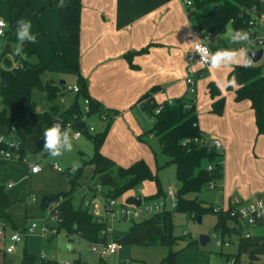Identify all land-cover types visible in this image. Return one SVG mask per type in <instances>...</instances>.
Here are the masks:
<instances>
[{
	"label": "crops",
	"instance_id": "0c3cea01",
	"mask_svg": "<svg viewBox=\"0 0 264 264\" xmlns=\"http://www.w3.org/2000/svg\"><path fill=\"white\" fill-rule=\"evenodd\" d=\"M43 2L46 8H52L48 7L44 0ZM53 7L57 9L55 14L57 15L58 13L59 18L60 6L56 5ZM192 30L193 22L188 17L181 0H82L80 72L87 82V93L89 97L99 102L105 111L114 114V119L101 148V153L113 159L119 166L127 167L138 159H144L150 165L152 164V160H155V163H157L158 154L162 152L156 137L148 131L146 125L142 122L140 115L142 116V113H146L148 110L143 102H139L140 98L149 92H153V100L161 104L165 101L176 100L178 98L195 97L193 99L196 102L199 128L207 136H213V138L219 139L223 147L225 144L228 147H232V153H234L232 158L228 156L225 161L223 160V173L221 178H219L220 186L224 188L222 207L232 208L239 205H246L264 195V193L260 195L264 192V134L258 135L257 133L252 103L249 100H236L235 91L238 89V85L236 87H230L231 89L229 91H227V87L222 88L218 86L221 81L231 80L233 78L231 72L236 66L222 70L207 68L206 75L204 77H202L203 75L200 76L197 80L195 96L187 95L186 56L192 49L189 41L191 36L189 33ZM221 37L222 35H219L209 37L206 40V43L213 53L218 49L230 48ZM230 44L233 45L231 42ZM75 79V85H77L76 76ZM210 83H213L220 90V96L212 98L207 95L209 93L208 86ZM61 84L64 85L65 83L63 84L61 82ZM64 96L65 94L63 92V95L58 98V103L66 109L73 101L66 104L64 102ZM222 97L225 99L223 114H214L212 112V105ZM46 100L48 99L43 98L40 100L41 103L39 102L38 107L35 108L36 111L43 112L52 106L50 101L48 100L49 102H47ZM42 103H46V105ZM80 103L82 104V99ZM47 105L49 106L47 107ZM11 110L13 111V109ZM94 116V119L99 121L97 115ZM106 123L103 122L98 127V131L103 130L106 127ZM249 124L251 127H255L257 140L254 143L255 147L253 145L254 157L250 154L247 157L248 163L244 156L236 157L238 153L234 152L236 140L233 135L235 132H244ZM37 129L38 125L35 126L32 135L25 136V157L29 141H31V148L34 150L32 138L36 134ZM0 130L4 131L5 128L0 126ZM145 134H148L147 138ZM83 137L87 139L86 135ZM151 141L155 142L154 147L149 143ZM226 150H229V148ZM82 156H84V153H82ZM165 158L167 161L166 156ZM28 162L38 164V162L28 161L27 158L26 160L18 162L0 161V185L5 187L12 201V205L15 200L19 201L11 193V191H15L18 185L10 179H16L18 181L25 177L28 180L31 178L41 180L39 177L42 176V166L39 172L31 173ZM91 167L93 168V166ZM55 171L58 174L63 173L58 172L56 169ZM222 178H224L223 181ZM58 183L49 184V194L47 195H50L53 189H59L60 187L62 189L66 188L65 180L59 181ZM145 184L146 182L142 183L140 185L141 189L138 188L136 190H142L145 193L148 192L146 198L151 197L153 189L149 188L151 186L148 183V186L144 188ZM91 187H88V189L81 187V192L87 194V196L83 197L92 199V203L98 204V195L90 191ZM17 192L18 190L15 191V194ZM128 194H131V191L124 195V199L129 196ZM164 195L165 193H163ZM133 198L135 199L136 197ZM22 199H24L25 203H28V198ZM124 199L120 202L123 201L125 203ZM12 205L7 209V213L12 220L10 221L0 217V264H17L20 262L21 259L16 261L12 256L14 252L8 253L6 248L10 243V236L14 232H24L30 225L27 222L25 225H21L14 218V214L11 213L13 210L11 209ZM94 207L89 208L90 212H93V215L95 211L100 210V208ZM163 214L146 215L138 220L115 218L110 222V225L114 228L113 225L118 221H124L122 222L123 224H126V221L127 223L132 222L131 229L124 232L121 237V240L126 245L141 246L160 244L168 247V245L164 244V241L168 240L170 226L166 215L160 216ZM173 214L175 215L177 213ZM44 216L45 211L41 209V221L39 223L37 221L35 222L41 226ZM153 225L155 227H152ZM250 227L252 225L238 222L236 224V232H233V235L231 234L230 237L226 236L223 238L220 232L217 233L225 241H230L231 244L233 243V237H239L238 249L230 254H236L240 250L243 255L242 261L245 264L252 261V256L258 257V260L253 261L254 264H260L261 259L259 256L263 254L260 248L257 245H253L255 246L254 248L247 247L244 252L243 245L240 242V240L242 241L244 238L251 236L249 231ZM253 227L259 230L264 229V219L258 222V224L253 225ZM213 232L214 230H212V234ZM212 234H209L210 240L207 241V244L214 239ZM118 235L114 230L113 237L120 242L121 240ZM203 235L209 236L205 233ZM75 237L81 239L78 236ZM53 239L51 241L45 240L44 242L51 244ZM27 241L28 236L19 243L24 248L23 252L27 249ZM192 241H197V245L199 244L201 247L205 248L207 246L200 244V237ZM19 244H17V247H19ZM73 250L72 247L71 251ZM122 250L123 248L116 256L110 259L113 258L114 261H119L123 256V253L120 254ZM133 251L131 249V252ZM244 256L247 258H244ZM65 261L72 263L73 260Z\"/></svg>",
	"mask_w": 264,
	"mask_h": 264
},
{
	"label": "trees",
	"instance_id": "16d2710c",
	"mask_svg": "<svg viewBox=\"0 0 264 264\" xmlns=\"http://www.w3.org/2000/svg\"><path fill=\"white\" fill-rule=\"evenodd\" d=\"M6 1L9 4L10 11L15 12V16L11 17L8 28L5 31V37L9 45L10 41L17 40L16 22L24 18L26 6L21 4L19 0ZM44 1L48 7L60 6L59 47H54V55H60L77 77V85L80 91L75 94L73 103L68 108H63L58 103V98L63 95L61 86L53 80L46 78V67L42 65V57L37 46L35 43L26 42L23 46V54L26 57L21 58V55H16V60L19 61L18 65L10 69V63L5 61L7 64L6 68L0 66V126L16 131L25 147V136L32 135L35 126L38 125L37 132L32 138L34 142L33 151L35 153H42L45 156L47 153L42 151L44 130L51 127L56 119H61L64 123L74 121V115H80L82 112L80 99L83 101L84 98H89L91 117L94 115H97V117L98 115H107L106 127L103 130L85 134L93 145L92 157L88 161H84L74 175L70 171L71 167L66 171L63 170V173L67 175L70 186L69 191L45 196L41 201V209L46 211L50 202L61 200L59 206L60 227L46 241H51L61 231H64L68 237L78 236L90 244L108 242V238L102 235V231L107 227V222H98L90 212V209L84 207L83 199H80L79 204H76L74 201L75 194L81 189L79 180L84 166H93L95 188L91 187V192L97 194L96 187L98 184H101L99 177L101 175L104 176L105 182L101 185L102 195L106 199H117L133 189L138 190L139 186L145 181L155 180L158 183V176L152 172L144 159H138L125 167L117 165L113 159L101 153V148L114 119V114L105 111L99 102L89 97L87 82L80 72L82 0ZM260 2L261 0H194L193 6L189 8L190 20L199 30L209 33L210 37L224 34L230 24L235 30H246L250 16L248 10L259 5ZM31 56H36L38 61L36 63L30 62L28 58ZM263 67L264 63L263 65L255 64L249 67L236 66L231 72V76L235 77L238 85V89L235 91L236 100H249L252 103L258 135L264 134ZM208 87L212 98L221 95L220 90L213 83H210ZM35 90L46 94V98L52 105L49 109L43 112L36 111L33 106ZM139 102H143L145 107L147 105H154V109H147L155 117L153 126L149 132L154 134L161 152L167 157L165 165L174 164L176 166V177L179 182L177 207L173 211L165 212L170 232L168 240L164 241V244L168 245L169 253L163 258L161 264H177L178 252L173 247L181 238L173 234V213L186 214L194 219L199 216L202 217L205 214H213L217 218L213 229L214 232H220L223 238L226 236L230 237L231 234L233 235V232H236L238 220L235 216L225 211L217 212L213 205L207 206L197 196L191 197L192 194H198L211 182L217 180L211 176V171L208 170L209 166L218 169L221 178L224 167V154L213 149L209 150L196 141V139L202 138L204 133L198 125L196 102L193 98H178L174 100L172 105H169L167 101L158 104L153 100V92H149L145 96H142ZM160 106H163L161 112L155 115L154 110ZM224 107L225 99L222 97L213 103L212 112L221 115L223 114ZM74 123L76 129L86 127V124L83 122L74 121ZM158 197H163L161 189L154 196L147 197L146 199H157ZM133 199V196L127 197L125 203H132ZM11 205L12 201L5 187L0 185L1 218L12 220L7 213V209ZM12 225L15 227L13 223ZM196 244L197 241H190L187 248ZM225 254L227 255V253ZM221 255L222 257L224 256L222 252ZM232 256L237 259L238 264H245L242 261L243 255L240 250L236 254L228 253L225 259L228 260ZM99 260V264H104L105 260ZM17 264H59V262L47 257L38 258L25 250L20 262ZM71 264H85V262L80 258H76ZM247 264H254V262L249 261Z\"/></svg>",
	"mask_w": 264,
	"mask_h": 264
},
{
	"label": "rangeland",
	"instance_id": "374dc122",
	"mask_svg": "<svg viewBox=\"0 0 264 264\" xmlns=\"http://www.w3.org/2000/svg\"><path fill=\"white\" fill-rule=\"evenodd\" d=\"M19 2L26 6L23 19L30 21L32 24L31 31L32 34L36 37L35 45L37 46L41 54L42 65L46 67V78L48 80H53L56 84H59L65 94L64 102L66 104L71 103L72 101H74L76 96L75 93L71 90L76 83L75 75L63 61L60 55H54V47H59L57 38V31L59 29V18L58 13L57 15L55 14V12H57V9H55L54 7L46 8L43 0H19ZM14 16L15 12L10 11L8 2L6 0H0V19L5 22L7 27L10 23L11 17ZM228 28L232 29L231 25H229L227 29ZM225 33L222 34L221 38H223L225 43H227L230 48H245L247 53L251 50L248 47L247 42L242 44H230V41L226 38ZM258 33L260 35H263L264 27L260 28L258 30ZM16 44L17 40H12L8 45L7 38L5 36H0V59L9 62V67L11 68L18 65V62H16V55L14 54V48ZM260 48H262L264 51V45ZM28 60L33 63H36L38 61L36 56H31L28 58ZM6 62L4 66H7ZM263 63L264 54L262 59L256 64L263 65ZM206 70L207 69L204 70V74L202 77L206 75ZM62 81L65 82L64 85L61 84ZM230 89V87H227V91H229ZM187 95L195 96L190 92L189 88L187 90ZM207 95L211 97L210 92ZM39 98L40 100L46 98V94L35 90L33 97V106L35 108H37L39 105ZM46 101L49 102L48 100ZM42 104L46 105V103ZM49 105H47V107ZM142 114V116L140 115V117L142 118V122H144L148 131H150L153 126L152 115L148 111ZM103 122L106 123V121H96L94 117L89 119V123H92L91 125H93L96 129L95 132H98V127L101 126ZM147 135L145 134L146 138ZM233 137L236 140L234 152L238 153L236 157L239 158L244 156L245 160L249 163L247 157L250 156V154H252V156L254 157L253 145L254 143H256L257 140L255 127H251V125L249 124L245 128L244 132H235ZM149 143L153 145V147L155 146V142L151 141ZM73 146L74 150L72 152H65L62 157L53 159L48 154L44 156L42 153H34L33 149L31 148V141L28 142L26 154L27 160L30 162H38V164L42 166L43 169L41 173L42 176L39 177L41 178V180H37L35 178H31L28 180L25 177L22 180L18 181L16 179H10L11 181L16 182V185H18L15 189V191L18 190V192L16 193L17 195L15 194V191H11V193L15 196V198L19 199V201L15 200V202H13L14 204L11 207V209L13 210L11 213L14 214V218H16L17 221L21 223V225H25L26 222L31 225L35 221H37L38 223L41 221V201L45 196H47V194H49V184H55L59 181L64 180L66 181V188L62 189L60 187L59 189H53L50 192V195H55L59 192L69 191L70 186L66 173L58 174L55 171L53 164H57V166L63 168V170L66 171L76 161H79L82 166L84 161L89 160L93 152L92 143L83 136L80 140H73ZM223 148L224 149H222V153L224 154V161L228 156L229 158L230 156L231 158L234 156V153H232V147H228L225 144ZM227 148H229V150H226ZM82 153H84V156H82ZM165 164L166 158L165 155H163L162 153L158 154L157 163H155V160H152L151 165L148 163V165L151 167L152 172L155 175H158V183L155 180L145 181L146 184L144 188L149 185L151 186L149 188L153 189V193L151 192V196L155 195L159 189H161L163 193H167L169 188L171 187H173L174 191H177L179 188V182L177 181L176 177V166L174 164ZM93 175V168L90 165H85L83 168L82 176L79 180L80 186L86 187L85 189H88V187L91 186L95 188V184L93 182ZM223 179L224 178H222V181ZM219 181L220 179H217L215 181V189H210L207 186L198 194H192L191 197L197 196L207 206L213 205L216 208L222 207V201L224 198V188L220 186ZM81 190L82 189H79V191L75 194L74 201L76 204L80 203V199L83 196H87V194H85V192H81ZM147 193L143 192L142 190L137 191L136 189H133L131 191V194H128V197H130L131 195L133 197L141 196L142 199L146 202H155L157 201V199H159H146ZM263 193L264 192H262L260 195H262ZM22 198H28V203H25L24 199ZM122 199H124V196H121L116 199L117 205H119V203L123 204V201L120 202ZM165 199L167 210L173 211L171 209L172 199ZM124 200V202H126V199ZM160 216H165V214ZM216 221L217 218L213 214L203 215L201 222H199L197 218L194 219L186 214L177 213L173 216V234L181 238H179L180 240L178 239L179 241L173 247V249L178 252V256L176 259L177 264H225V256H227L228 253H233L238 249L239 237H233L232 244H230L229 246L224 245L221 248L217 247V239L211 240L205 248L201 247L199 244L187 248L188 243L192 240H197L200 235H203L204 233L208 235L212 234V230L215 226ZM122 222L124 221H118L113 225L115 233L119 234L118 236L120 237V240L122 239V234L126 231H129L132 227V222L127 223L126 221V224H123ZM152 227H155V225H153ZM249 231L251 236L249 238H244L242 241L240 240L243 245V251L245 252L247 247L254 248L255 246L253 245H257V247L260 248V251H262L261 253H263L259 256L261 259L260 264H264V229L259 230L256 229V227L254 228L252 226L249 228ZM39 233L40 224L37 232L28 236L26 249L28 253H31L38 258L41 257V252H44L47 255V258L55 259L59 262V264L64 263L65 260L72 261L76 258H80L83 262H85V264L100 263L99 258L92 253L90 244L83 239H78L75 236L68 237L64 231H61L57 236H55L51 244H46V242H44L46 239H43L39 235ZM70 240L72 241L70 242ZM120 242H122L123 244V250L120 252V254L123 253L121 259L116 262L113 258H108L106 261H104V264H161L163 258L166 257L169 253V248L160 244L130 246L126 245V243H123L122 240ZM64 243H71L74 250L66 252L63 251L62 245ZM18 246L19 247H17V250L14 252V254H12L13 258H15L16 261L21 259L24 249L23 247H21V244H19ZM131 249H133L134 251L131 252ZM221 252L224 255L223 257L222 255H220ZM225 253H227V255ZM244 258L247 257L244 256Z\"/></svg>",
	"mask_w": 264,
	"mask_h": 264
},
{
	"label": "built area",
	"instance_id": "2783aa9c",
	"mask_svg": "<svg viewBox=\"0 0 264 264\" xmlns=\"http://www.w3.org/2000/svg\"><path fill=\"white\" fill-rule=\"evenodd\" d=\"M182 5L186 9V13L189 18H191L189 8L193 6L194 0H181ZM264 0H261L259 5H256L248 10L249 19H248V28L246 31L249 33V40L247 41L248 47L251 49L250 51H258L264 45V34L260 35L258 30L264 27ZM0 21H3L0 19ZM4 22V21H3ZM5 23V22H4ZM8 27L4 28V35L5 31ZM210 37L209 33L202 32L199 30L195 25H193V30L190 36V44L192 49L187 53V77L186 83L188 88L192 94H196V83L200 76L204 74V70L209 68V65L204 63H198L200 61V55L197 53V45L206 46L210 52L212 50L206 43V40ZM258 47V48H257ZM249 51V52H250ZM213 53V52H212ZM264 53V52H263ZM25 57V55H21V58ZM247 57L252 60V65L256 63L253 62V58L248 55ZM5 60L0 59V66L6 68ZM11 68V67H10ZM75 94H77L80 89L78 85H74L71 89ZM169 105L174 103V100L167 101ZM90 100L89 98H84L82 101V112L81 114L74 115V121H80L86 124L85 128L76 129L74 127V121H68L64 123L65 126H70L73 133H79L80 135L75 139H79L84 136L86 133H95L96 129L93 125L89 123V119H91L90 114ZM160 106L154 110L155 115H158L161 112ZM189 107V105H188ZM98 119L101 121L107 120V115L103 114L102 116L98 115ZM155 117L152 116V121L154 122ZM154 136V135H153ZM0 161L3 162H18L26 160L25 157V147L23 142L16 131L8 130H1L0 132ZM197 142L201 144V146L206 147L209 150H216L217 152L222 153L223 145L222 142L213 137H209L207 135H203L202 138L196 139ZM10 155H7L9 154ZM28 166L30 168L31 173H37L41 170V166L37 163H29ZM53 167L58 172L60 171L59 166L57 164H53ZM34 169H38V171H34ZM208 170L211 173L215 170L214 167L209 166ZM208 187L210 189H215L216 184L215 182H211ZM97 195H98V204L92 203V199H87L82 197L83 205L87 208H100L99 211H95L94 217L98 222H107V227L102 231V235H105L108 238V242H100V243H93L91 244V251L95 254L99 259L106 260L115 256L122 248L123 244L118 242L113 237L114 228L110 225V222L113 221L115 218L127 219V220H138L146 215H154V214H163L169 210L166 208V199L171 198L172 204L171 209L175 210L177 207V191H174L173 187L169 188L168 192L165 193L163 197H160L155 202H146L145 200L141 199V203L139 205L135 204L133 201L129 204H119L117 205L116 199H106L102 195V185H97ZM61 200H54L50 202L49 206L45 211V216L43 222L40 226V233L39 235L43 239H47L50 235L55 234L57 229L51 228L48 224L49 223H60L61 217L59 212ZM217 212L225 211L229 212L231 215L235 216L239 223L247 224V225H256L262 219H264V195L260 198L254 200L253 202L246 204V205H239L232 208H223V207H215ZM93 213V212H92ZM33 224L35 227H33ZM39 228V224L33 222L24 232H14L10 236V243L6 248L8 253H13L16 251L17 244L21 243L24 238L29 235L35 234ZM19 234V240H13L14 234ZM212 237L217 239V247L221 248L222 246L226 245L229 246L231 244L230 241H225L221 238V236L217 232H213ZM42 258H46L47 255L42 252ZM64 264H71V262L65 261ZM225 264H238L237 259L235 257H230L228 260H225Z\"/></svg>",
	"mask_w": 264,
	"mask_h": 264
},
{
	"label": "clouds",
	"instance_id": "9594fccd",
	"mask_svg": "<svg viewBox=\"0 0 264 264\" xmlns=\"http://www.w3.org/2000/svg\"><path fill=\"white\" fill-rule=\"evenodd\" d=\"M16 23L17 44L14 48V54L22 55L24 44L26 42L35 43L36 37L32 34V24L30 21L20 19ZM6 27L7 25L3 21H0V36L4 35L3 29ZM225 35L233 44H242L249 40V33L243 29L235 30L228 28ZM196 51L200 55V61L198 63L207 64L213 70L227 69L232 66L249 67L252 65V60L247 57L245 48L218 49L212 53L206 46L197 45ZM218 86L222 88L236 87V79L233 77L231 80L221 81ZM79 135V133H73L70 126L56 122L44 130L42 151L53 159L62 157L65 152H72L74 150L73 140ZM7 155H10V153ZM80 167L81 164L79 161L74 162L70 168L71 173L74 175ZM34 171H38V169H34ZM60 171H63V168H60ZM33 227H35L34 224ZM19 239L20 236L18 233L13 235V240Z\"/></svg>",
	"mask_w": 264,
	"mask_h": 264
},
{
	"label": "water",
	"instance_id": "95a60500",
	"mask_svg": "<svg viewBox=\"0 0 264 264\" xmlns=\"http://www.w3.org/2000/svg\"><path fill=\"white\" fill-rule=\"evenodd\" d=\"M263 49H260V50H258V51H250V52H248V55H250L252 58H253V62H255V63H257V62H259L261 59H262V57H263ZM62 83L64 84L65 82L64 81H62ZM146 109H148V110H152V109H154V105H147L146 106ZM56 122H61L63 125H64V122L63 121H61V120H55L54 121V123H56ZM53 123V124H54ZM211 176L213 177V178H215V179H219L220 178V175H219V170L218 169H215L212 173H211ZM99 181L101 182V184H104V176L103 175H101L100 177H99ZM133 202L135 203V204H137V205H139L140 203H141V197H136L134 200H133ZM198 221L199 222H201V216H199L198 218ZM51 228H54V229H58L59 227H60V223H49L48 224ZM210 240V236H207V235H201L200 236V244L202 245V246H206L207 245V241H209ZM62 250L63 251H71L72 250V247H71V244H69V243H64L63 245H62ZM251 260L252 261H255V260H258V257H256V256H252V258H251Z\"/></svg>",
	"mask_w": 264,
	"mask_h": 264
}]
</instances>
